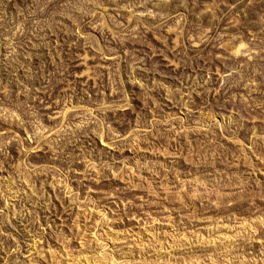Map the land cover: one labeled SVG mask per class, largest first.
<instances>
[{
    "label": "rangeland",
    "instance_id": "374dc122",
    "mask_svg": "<svg viewBox=\"0 0 264 264\" xmlns=\"http://www.w3.org/2000/svg\"><path fill=\"white\" fill-rule=\"evenodd\" d=\"M0 264H264V0H0Z\"/></svg>",
    "mask_w": 264,
    "mask_h": 264
}]
</instances>
